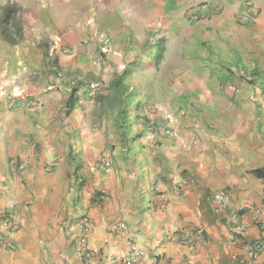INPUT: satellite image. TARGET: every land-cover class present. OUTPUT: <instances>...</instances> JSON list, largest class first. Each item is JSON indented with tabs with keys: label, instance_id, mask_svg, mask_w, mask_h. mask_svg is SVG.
I'll return each instance as SVG.
<instances>
[{
	"label": "crops",
	"instance_id": "0c3cea01",
	"mask_svg": "<svg viewBox=\"0 0 264 264\" xmlns=\"http://www.w3.org/2000/svg\"><path fill=\"white\" fill-rule=\"evenodd\" d=\"M13 1L23 9V38L10 44L0 27V87L8 93L15 86L38 105L11 108L0 93V230L12 204L17 246L0 247V264H85L81 237L94 252L90 264H124L110 260L123 259L130 243L142 251L133 264H245L250 243L260 246L250 264H264L258 223L264 218V0H210L213 9L192 30H184L185 10L202 0ZM147 20L170 23L162 34L165 60L180 62L171 38L183 30L188 48L182 61L199 75L184 67L178 80L159 81L151 70L152 84L193 85L199 94L140 97L164 108L157 122L175 101L188 113L198 111L174 117V139L146 138L138 124L139 134L125 135L124 151L119 138L111 139L110 112L99 118L93 100L80 97L65 113L69 82L49 89L55 81L43 72L45 52L52 53L48 44L59 35L72 50L58 55L64 70L99 73L92 62L94 33L114 22V45H125L126 55L110 57L109 65L118 70L127 61L128 69H138ZM111 76L104 72L103 83ZM102 150L113 156V170L92 167ZM185 231L198 235L190 247L171 238Z\"/></svg>",
	"mask_w": 264,
	"mask_h": 264
},
{
	"label": "rangeland",
	"instance_id": "374dc122",
	"mask_svg": "<svg viewBox=\"0 0 264 264\" xmlns=\"http://www.w3.org/2000/svg\"><path fill=\"white\" fill-rule=\"evenodd\" d=\"M8 1L14 2L13 0H6L5 4ZM203 1L204 0H202L201 2L195 5L189 6V7L196 8ZM5 4L2 7H0L1 12ZM212 9H213V5L211 3L209 10L199 19L188 20L185 15V18L187 19L189 25H186L184 30L194 29V27L197 26L198 22H200L201 20H205L208 17L207 13ZM22 15H23V9H22ZM22 15H21V24H22ZM2 16L3 14H1V18ZM123 17L124 16H118L117 18L122 19ZM147 21H149L146 23L148 26L147 28L149 30L144 31L145 36L143 37V43L140 49L141 54L143 55V58L141 60V65L143 67H139L138 69L134 67L132 69L131 68L128 69L127 65L125 64L127 61H124L125 66L119 64L120 66L118 67L119 68L118 70L117 69L115 70V68H112L111 65H109V63L113 62L112 59H109L110 57L111 58L121 57V59H123V57L126 55L125 51L123 52V49L125 50L126 48L125 45H123L122 47H117L116 45H114V43H116V39L113 37L115 30L112 28V27H115L114 22H112V27L110 29L106 28V30L104 31L99 30L94 33V38L97 41V51L92 55V58H93L92 62L94 63L93 66L96 67V71L98 70L99 72V69H100L99 73L87 72L85 73L87 74L86 76L80 70H71V71L69 69L64 70V68L61 67L60 64L58 63V55L59 54H69L72 50L71 48L68 47L70 51L63 53V52H58L56 50V49H59L58 47L54 48L52 46L53 40L55 39V37L59 35L53 36L52 39H50V44H48V47H50L52 50L54 49L52 53L45 52L46 60H45V67H44L45 69L43 72H45L46 70L48 72V76L52 74L51 76L53 78L52 80L55 81L53 84H49V89H52L53 86H56L58 82L59 84L61 82H65L66 84L69 82V85H66L68 88V91H66V93L69 96L71 92V88L75 86L76 88H78L77 91L75 92V95L79 99L80 97H86L88 101H91L93 100L95 94L98 91L103 90L106 87L108 83H103V77H102L104 72L106 73L109 72L110 74H112L111 78L113 77L114 73H117V74L123 73V81L125 82L128 88L127 93L129 94L127 104H126L127 105L126 117H125V120L121 128H118L115 126L114 128L115 134L113 133V135H111L112 137L111 139L112 141H114V139L117 140L119 138V140L122 142L121 147L124 149V151H125L126 143L124 144L123 140H125V135L126 134L129 135L130 132H132V134L136 132L135 135H137V133L139 134V132H141L140 130L139 132L135 131L137 130L139 126L138 124H141L143 132L145 131L146 138H151V137L156 138V136H159V135L165 138H169V139L175 138V132H174V128L172 125V122H174V117L176 118L177 115H184L189 110V107L184 106L182 105V103L176 102V101L173 102L174 103L173 105L170 103L168 105V108H170L171 110L170 111L168 110L166 112V117L164 118V121L157 122L156 116L158 115V112H162L164 108L156 104L155 101H153V99L157 97V96H153L154 94L157 93L158 95H160L164 92L171 91L179 95V93L181 92L191 91V90H194V92H192L193 95L198 96L199 94V90L194 88L193 85L189 86L188 84H178V83L164 85V84L159 83L161 79L162 80H178V77L183 76L184 67L187 68V74L194 73L198 77L199 75L197 74V71L192 70L193 68L192 64H189V62H184V60L182 61L183 56H186L185 53L188 48V46H186L188 43L185 42V39H187V37L186 38L184 37L185 33L183 32V30L179 33L177 37L171 38V40L173 41L172 44L176 45L180 51L179 56H181V60L180 62L177 63L175 62L173 57H171L168 60H165L166 58H164L166 54L165 51H166L168 42H167V37H164L162 34H166L169 31L168 30L170 29L169 21L168 20H158V21L147 20ZM119 23L120 21L118 20L117 24ZM130 38H131V35H127V39H130ZM146 44H149V48L147 50L142 48ZM63 46L65 48L67 47L65 45ZM197 63L198 62L196 60V64ZM151 70L155 71L159 76V79H158L159 81L156 84V86L153 85L152 81L150 80ZM55 79L59 81H56ZM77 82H80L82 84H80V86L78 87L76 84ZM90 84H93L96 86L95 92L92 95H89L86 89V87H88ZM146 94L149 95V98H151L150 95L152 94L153 96V99H151L152 101L150 99H145L144 97H140ZM91 107L92 105L89 108L91 109ZM193 108H192L193 111L194 110L198 111V107H193ZM191 110L189 113L188 112L187 113L191 114ZM135 114H139L140 119H137V117H135ZM103 115H105V113L99 114V118H101ZM110 115L113 117L112 125H114L115 124V112L114 111L110 112ZM137 120H138V123H136ZM133 124H137V125L133 127ZM132 127L133 129L128 130L129 132L126 133V130ZM167 127L171 129L172 131L171 135H167L165 133V129ZM121 152H123V150H120V153H118L117 151L116 155L121 156ZM103 159H107L110 161V165L108 168L103 167L100 164V162H102ZM112 159H113V156L111 155V153L107 152L106 150H102L97 154L96 160L92 167L96 170H103V171L113 170L114 168H113ZM19 166L24 167L25 163L21 162L19 163ZM100 195L102 196V194Z\"/></svg>",
	"mask_w": 264,
	"mask_h": 264
},
{
	"label": "built area",
	"instance_id": "2783aa9c",
	"mask_svg": "<svg viewBox=\"0 0 264 264\" xmlns=\"http://www.w3.org/2000/svg\"><path fill=\"white\" fill-rule=\"evenodd\" d=\"M210 4H211L210 0H204L196 8L188 7L186 12H185L186 18L188 20H194V19L201 18L209 10ZM240 19L243 22L247 21L249 19L248 13L241 16ZM52 44H53L52 46L54 48L58 47L59 49H56V50H58L60 52L64 53V52L70 51V49L68 47L65 48L62 45V41H61L60 36L55 37ZM95 87L96 86L93 84H90L88 87H86L89 95L94 94ZM0 91H1L0 93L5 97L6 104L11 108H13V107H20L21 108L25 105H27L28 107H35L38 105V101L36 99L25 96L22 93V91L15 86L12 87L11 91L8 93H6L2 89V87H0ZM165 133L167 135H171L172 131L170 128L167 127L165 129ZM100 164L103 167L108 168L110 165V161L107 159H103L102 162H100ZM21 165H23V164H21ZM214 198L217 199L218 201L222 202V203H226V199L221 194H216L214 196ZM12 210H13V205L9 204L6 208L5 213H4L5 215L2 218V221H1L2 222V224H1L2 229L0 230V247H3V248L8 249V250H15L17 248L16 245L11 240V234L13 233L15 226L12 223L11 218L8 216V214ZM258 223L260 224L262 230L264 231V218L258 219ZM116 227H118V226H116ZM116 227H114V229H117ZM171 238H173L175 240L177 239L180 242L182 241L190 247L193 245L194 241L198 238V235H197L196 231H185V232L180 233V236L171 237ZM79 242H80L79 251H80L81 256L83 257V261L85 262V264H90L94 259V252L85 246V244L83 243L84 238L81 237ZM259 250H260V246L257 243L248 244L244 249V256H245L244 263L250 264L251 262H253L258 256ZM141 256H142L141 249H139L134 243H130L128 246L127 253L123 259L119 260V258H111L110 261H111V263L123 262L124 264H133L136 261H138V259Z\"/></svg>",
	"mask_w": 264,
	"mask_h": 264
},
{
	"label": "trees",
	"instance_id": "16d2710c",
	"mask_svg": "<svg viewBox=\"0 0 264 264\" xmlns=\"http://www.w3.org/2000/svg\"><path fill=\"white\" fill-rule=\"evenodd\" d=\"M2 14L3 16L0 18L1 36L8 43L17 44L23 38L22 8L16 2L8 1L3 7ZM76 84L79 87L82 83L77 82ZM77 89L73 86L68 98L65 100L64 108L66 114L78 103L79 98L75 95ZM127 89L123 81V73H114L106 87L98 91L93 98L97 104L99 114L115 112V126L118 128L122 127L126 117V104L129 97Z\"/></svg>",
	"mask_w": 264,
	"mask_h": 264
}]
</instances>
